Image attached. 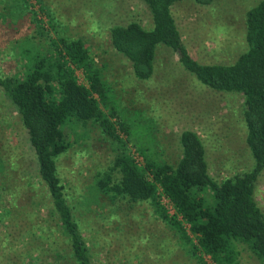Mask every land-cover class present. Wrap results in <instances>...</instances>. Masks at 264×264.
Wrapping results in <instances>:
<instances>
[{"label": "rangeland", "instance_id": "1", "mask_svg": "<svg viewBox=\"0 0 264 264\" xmlns=\"http://www.w3.org/2000/svg\"><path fill=\"white\" fill-rule=\"evenodd\" d=\"M22 1L24 10L16 16L13 0H0L3 75L19 73L16 41L39 45L36 40L41 38L31 22L32 12L37 13L52 37H56L57 27L64 37L84 41L107 84L119 121L129 130L128 148L142 168L140 151L177 166L185 131L202 139L210 175L218 183L253 168L242 95L202 85L163 45L157 48L153 78L139 81L131 63L113 49L110 31L114 26L139 23L147 30L153 28L151 13L142 2ZM261 1L215 0L209 7L188 1L176 4L172 14L196 61L229 66L248 50L246 13ZM78 77L87 84L83 72ZM67 134L72 148L59 160L60 175L94 264H198L181 248L174 232L157 219L151 205H130L99 193L95 179L108 169L117 152L96 126L73 124ZM206 196L210 198V194ZM256 199L264 213V173L257 182ZM162 205L171 215L176 214L166 198ZM240 252L242 264H257L246 250L240 248ZM206 262L211 264L209 258ZM48 263L76 264L68 237L40 183L27 132L16 109L0 92V264Z\"/></svg>", "mask_w": 264, "mask_h": 264}, {"label": "trees", "instance_id": "2", "mask_svg": "<svg viewBox=\"0 0 264 264\" xmlns=\"http://www.w3.org/2000/svg\"><path fill=\"white\" fill-rule=\"evenodd\" d=\"M139 1L150 11L153 28L147 30L139 23L114 26L110 31L113 49L131 63L139 81L153 78L157 48L163 45L202 85L216 92L242 95L246 143L254 166L218 183L210 175L202 139L193 131H185L180 137L182 158L177 166L140 151L142 168L128 148L129 130L119 121L107 84L84 41L64 37L57 27L56 37H52L32 12L31 22L41 38L36 40L39 45L15 42L21 67L17 75L0 72V92L16 109L27 132L40 183L68 237L74 261L94 264L59 170V160L72 148L67 129L76 124L96 126L104 140L116 147L110 166L95 179L101 195L126 200L130 205H151L157 219L174 232L181 248L198 264H208L207 258L211 264H242L240 248L257 264H264V213L256 199L257 182L264 173V0L247 11L248 50L229 66L196 61L172 14L178 3L193 1L209 7L215 0ZM13 4L16 16L23 12L22 0H13ZM50 23L55 26L52 20ZM80 71L86 85L79 80ZM163 198L170 202L175 215L162 205Z\"/></svg>", "mask_w": 264, "mask_h": 264}]
</instances>
